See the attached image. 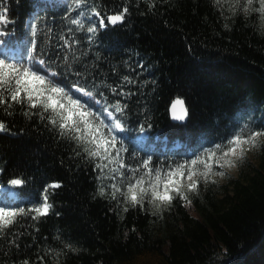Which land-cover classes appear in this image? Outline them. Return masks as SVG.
Instances as JSON below:
<instances>
[{
    "label": "trees",
    "instance_id": "obj_1",
    "mask_svg": "<svg viewBox=\"0 0 264 264\" xmlns=\"http://www.w3.org/2000/svg\"><path fill=\"white\" fill-rule=\"evenodd\" d=\"M5 3L15 20L9 27L16 39L27 35L29 17H39L38 46L47 28L54 29L55 37L65 25L74 27L64 17L66 4L50 8L38 0ZM92 5L105 17L129 7L122 24L99 28L89 57L100 53L96 63L104 74H110V65L126 71L125 62H145L141 78L148 83L133 96L128 116L134 137L140 122L152 125L145 128L150 139L140 145L144 151L137 159L146 153L154 165L178 159L188 153L185 147L172 149L178 140L192 151L200 144L208 147L204 141L229 136L236 122L252 111L261 116L253 126L264 127V33L254 22L236 17L225 29L213 0H156L155 9L148 7V0H88L86 7ZM77 35L86 45L85 34ZM177 98L188 107L186 124L170 117ZM20 108L10 110L11 115L0 108V119L10 129L0 132V185L19 187L17 198L31 202L42 198L46 185L62 183L48 189L53 209L47 216L21 219L19 255L34 258L37 247L45 245L63 248L54 240L59 231L79 247L75 253L65 249L59 264H264V152L221 193L213 186L199 189L189 194L190 203L178 199L162 215L139 209L124 213L115 201L98 195L93 164L70 155L67 142L57 141L38 117L28 119ZM155 136L168 137L167 151L151 147ZM128 147L131 153L136 144ZM13 176H22L26 183L8 185ZM0 248L6 245L0 243ZM14 254L15 249L0 259ZM47 264L57 262L47 259Z\"/></svg>",
    "mask_w": 264,
    "mask_h": 264
},
{
    "label": "snow or ice",
    "instance_id": "obj_2",
    "mask_svg": "<svg viewBox=\"0 0 264 264\" xmlns=\"http://www.w3.org/2000/svg\"><path fill=\"white\" fill-rule=\"evenodd\" d=\"M87 3L88 0H66L64 17L74 27L65 25L55 37L52 36L54 29L47 28L48 35L38 46L36 20L39 17L29 22L23 40L16 39L9 27L15 24L9 15L10 7L5 0H0V108L11 115L10 110L21 106L25 117H38L45 128L56 134L57 141L67 142L70 155L92 163L100 182L98 195L115 201L116 208L122 212L139 209L156 216L162 215L178 199L190 203L189 194L197 191L202 181L207 183L215 175H223L218 169L234 163L237 148L241 149L242 156L245 144L249 149L259 144L264 127H254L251 117L241 118L229 136L217 142L204 141L208 147L200 144L197 150L178 159L155 165L151 154L137 159L144 151L140 145L149 137L145 128L152 125L140 122L139 135L134 137L128 116L133 96L141 93L148 83L141 78L145 62L142 59L125 62L126 71L110 65V74H104L96 63L100 53L89 57L97 43L99 28L122 23L129 7L125 5L121 11L105 17L95 5L86 7ZM213 4L224 18L225 29L231 28L229 21L242 16L264 33V0H213ZM148 7L155 9L156 0H148ZM77 33L85 34L86 45ZM170 110L177 120H184L188 114L181 98L171 104ZM8 131L7 123L0 119V132ZM134 143L136 147L129 153L128 145ZM25 183L22 176H13L7 181L11 186ZM61 183L53 181L46 185L42 198L38 196L31 202L20 200L16 195L9 197L8 202L0 201V243L6 245L0 248V257L16 250L11 259H0V264H47V259L59 264L62 254L67 255L65 249L79 251L71 239L57 231L54 240L63 248L45 245L37 247L34 258L19 255L21 219L30 217L32 221H39L47 216L53 209L48 189L58 188ZM9 191L18 193L20 188Z\"/></svg>",
    "mask_w": 264,
    "mask_h": 264
},
{
    "label": "rangeland",
    "instance_id": "obj_3",
    "mask_svg": "<svg viewBox=\"0 0 264 264\" xmlns=\"http://www.w3.org/2000/svg\"><path fill=\"white\" fill-rule=\"evenodd\" d=\"M15 46V45H13ZM251 117L253 124L255 125L256 123L259 122L261 116H256L255 112L252 111L248 113L245 118ZM260 142L258 145L252 146L250 149L247 144L244 145L243 149V155L241 156V149L237 148L236 150V156L233 157L234 163L232 164H225L222 169H218L219 171H223V175H215L213 179H210L205 182H201L199 189H204L205 191L210 187L213 186V188L217 192H222L223 191V186L230 180L237 178L240 173L243 170L248 169L250 164H256L258 163L263 155L264 152V137L259 138ZM217 166L214 165V168ZM6 188H0V201L8 202V195L6 196ZM196 192V191H194ZM192 192V193H194Z\"/></svg>",
    "mask_w": 264,
    "mask_h": 264
},
{
    "label": "water",
    "instance_id": "obj_4",
    "mask_svg": "<svg viewBox=\"0 0 264 264\" xmlns=\"http://www.w3.org/2000/svg\"><path fill=\"white\" fill-rule=\"evenodd\" d=\"M124 22V21H123ZM122 22V23H123ZM118 24H121V23H118ZM183 100V99H182ZM175 101V100H174ZM173 101V102H174ZM183 102H184V105L187 107V105H186V102L183 100ZM179 107V106H178ZM170 109H171V106H170ZM170 111V117H171V119H172V121L173 122H175V123H177V124H186L187 122H188V120H189V117H190V113H189V110H188V107H187V116H186V118L184 119V120H177V119H174L173 117H172V115H171V110H169Z\"/></svg>",
    "mask_w": 264,
    "mask_h": 264
},
{
    "label": "built area",
    "instance_id": "obj_5",
    "mask_svg": "<svg viewBox=\"0 0 264 264\" xmlns=\"http://www.w3.org/2000/svg\"><path fill=\"white\" fill-rule=\"evenodd\" d=\"M52 2V1H51Z\"/></svg>",
    "mask_w": 264,
    "mask_h": 264
}]
</instances>
